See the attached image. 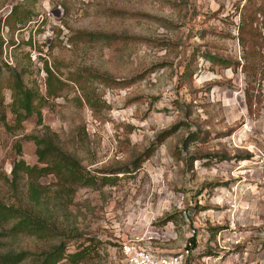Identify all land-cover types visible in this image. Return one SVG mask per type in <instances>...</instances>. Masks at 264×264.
<instances>
[{"label": "rangeland", "instance_id": "1", "mask_svg": "<svg viewBox=\"0 0 264 264\" xmlns=\"http://www.w3.org/2000/svg\"><path fill=\"white\" fill-rule=\"evenodd\" d=\"M245 2L0 0V78L16 73L15 91L20 82L35 95L20 121L14 90L1 91V257L63 250L56 264H117L124 239L169 254L194 228L199 253L264 264V46L252 112L241 68L204 56L243 63ZM253 25L264 43L262 14ZM46 67L64 81L90 71L132 82L83 78L84 88L72 80L47 94ZM48 145L76 165L46 172L38 150Z\"/></svg>", "mask_w": 264, "mask_h": 264}, {"label": "trees", "instance_id": "2", "mask_svg": "<svg viewBox=\"0 0 264 264\" xmlns=\"http://www.w3.org/2000/svg\"><path fill=\"white\" fill-rule=\"evenodd\" d=\"M13 12V14H12ZM15 13H18V10L16 9L15 12L11 10L9 12V15H15ZM262 14L264 18V0H246V2L243 4L242 7H240L239 15V25L237 27L238 32V42L241 46L242 55L241 59L243 60V63L241 64L237 59L230 60L226 58H220L214 55H204L205 58L209 61L211 65H218L219 67H230L234 70H237L238 67L241 68V71L244 74V99L247 106L248 111L257 110L261 106L262 102V89H261V62H262V55L261 50L264 46L263 40H262V33L256 25L254 26V22L257 20V15ZM10 15V16H11ZM23 15V16H22ZM15 17V16H14ZM14 17H12L14 19ZM11 18V19H12ZM10 19V18H9ZM25 15L23 13L19 12V16L16 15L15 21H24ZM74 36H76V40L83 41V42H91L95 40H114L115 37L113 35H107V34H100L96 32H88V31H77L74 33ZM73 36V37H74ZM115 41V40H114ZM47 70V94L60 92L65 87L69 86L68 82H71L72 80H76L82 87L84 88V80L91 79V78H97L102 80V82L111 87L116 88H122L128 86L132 79H114L111 77H106L103 75H98L95 73H92L90 71H87L86 73H80L79 75L76 74H68L66 77L67 81H64L57 77L51 69L46 67ZM260 74V77L258 76ZM17 74L13 73L12 75H9L5 78H0V98L2 96L1 91L4 86L11 88L14 90L16 96H14L15 103L18 105L20 104L24 109H26L25 113L20 112V108L15 107L14 111L16 112V118H18L20 121L25 118L26 113L28 112V109L26 105L30 106L32 105V102L35 98V95L24 88H21L20 82L18 83V88L15 91V83L17 85V82L19 80H16ZM21 94V101L17 99ZM39 159L43 162L48 163V167L44 168V170L47 172H58L63 171L64 166L73 165L75 166V161L70 158L69 156L65 155L64 153L60 152L55 146L48 145L38 150ZM21 164H23L21 162ZM37 169V168H35ZM26 170L29 172H34V170L31 168H28L26 166ZM42 231V229H37V231ZM62 252L63 250H60L58 252L52 251L49 253L44 252H38V253H29L28 255L26 253H16L12 254L6 257L0 256V263H6V264H15L23 259H25L27 256H30L31 260L33 261V264H56L62 259ZM213 253V252H212ZM80 253H75L73 257L78 256ZM207 254V253H204Z\"/></svg>", "mask_w": 264, "mask_h": 264}, {"label": "built area", "instance_id": "3", "mask_svg": "<svg viewBox=\"0 0 264 264\" xmlns=\"http://www.w3.org/2000/svg\"><path fill=\"white\" fill-rule=\"evenodd\" d=\"M181 250L169 254H163L143 238H127L120 242L119 258L117 264H231L223 261L222 254L219 253H199L197 251L196 230L190 231ZM220 235L217 237L219 247ZM237 264V263H234ZM243 264V263H240Z\"/></svg>", "mask_w": 264, "mask_h": 264}]
</instances>
